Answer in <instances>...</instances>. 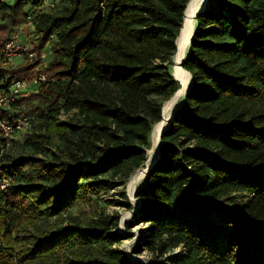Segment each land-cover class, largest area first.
I'll use <instances>...</instances> for the list:
<instances>
[{
  "label": "trees",
  "instance_id": "1",
  "mask_svg": "<svg viewBox=\"0 0 264 264\" xmlns=\"http://www.w3.org/2000/svg\"><path fill=\"white\" fill-rule=\"evenodd\" d=\"M45 1L0 0V32ZM189 1L61 0V14L28 17L51 55L48 81L31 96L32 128L41 124L21 143L0 139V264H133L113 248L124 240L113 232L119 216L27 227L124 186L145 165L162 106L180 88L171 68ZM183 68L192 87L137 193L131 226L146 229L136 253L162 264H264V0H209ZM63 112L72 115L61 123Z\"/></svg>",
  "mask_w": 264,
  "mask_h": 264
},
{
  "label": "rangeland",
  "instance_id": "2",
  "mask_svg": "<svg viewBox=\"0 0 264 264\" xmlns=\"http://www.w3.org/2000/svg\"><path fill=\"white\" fill-rule=\"evenodd\" d=\"M7 2L12 5L14 0H7ZM63 7L64 2H61V0H46L43 6L38 7L26 5L25 9L27 17H24L21 23L11 26V28L9 29L10 34L13 30L18 31L20 33V36L23 37L22 39L25 41L26 46L38 52V47L40 45L39 39L41 36L35 33V28H33V25H31L28 21V17H36L39 14L43 13L58 15L63 11ZM4 22L5 20L0 15V24ZM8 34L9 33L7 32H0V43L2 39L7 37ZM50 46L51 44L48 43L41 50L46 49L49 55H51ZM29 66L31 67L32 65H30L28 62L26 63L23 58L17 57L7 67H5V69L10 71H19L20 69L28 68ZM28 74H30V72ZM184 98V96L181 97L180 102L178 103L179 107L183 105ZM26 99L28 102L26 101V103H22V111L24 112V114L27 112V114L29 115L36 116L38 111L36 112V110L34 111V109L39 105L36 101V97H27ZM29 105H32L34 107L29 108ZM71 115L72 113L70 114L63 112L59 117V121L61 123L65 122ZM40 124L39 122H36L32 130H30L28 133L34 132ZM28 133L13 137V140L19 141L21 143L24 141L25 135ZM11 151H13L14 156L19 155L17 150ZM131 177L124 186H118L116 188L110 189L101 188L96 195H90L85 202L77 201L72 203L71 207L59 219L53 218L48 223L40 222L35 227L28 226L27 235L36 234L39 230H52V228L54 227L70 228L75 227L78 224L86 225L90 221L97 220L100 217L119 216V223L113 230V232L118 233L120 236L124 237V240L120 244L113 246V248H118L119 250H121L133 264H162L164 259L157 258L156 255L151 253L150 251H144L140 254L136 253V249L139 247L140 240L145 232L146 225L133 227L131 226V224L140 208V204H138L137 202V193L145 186L146 178L145 182L141 180L135 186V188L131 190L129 186ZM104 180L111 181L112 178L108 177ZM2 189H5V186H3ZM124 194L126 195V199L123 198ZM120 202L128 203L129 205H131V207H133V209H129L126 206H119L117 203ZM129 225L132 227L131 229L128 228ZM12 234L13 236H15V233L12 232L11 237ZM180 252H183V249H176L174 254Z\"/></svg>",
  "mask_w": 264,
  "mask_h": 264
},
{
  "label": "built area",
  "instance_id": "3",
  "mask_svg": "<svg viewBox=\"0 0 264 264\" xmlns=\"http://www.w3.org/2000/svg\"><path fill=\"white\" fill-rule=\"evenodd\" d=\"M33 28H35L34 25ZM22 38L18 31L13 30L0 50V72L5 71V67L17 57L23 58L30 65H35L30 74L6 70L8 72L1 77L0 139L7 141V146L13 137L28 133L37 119L36 116L29 114L16 115L15 105L18 101L37 94L48 81L46 70L50 63L49 53L46 49L38 52L30 49ZM4 182L2 187L5 186Z\"/></svg>",
  "mask_w": 264,
  "mask_h": 264
},
{
  "label": "water",
  "instance_id": "4",
  "mask_svg": "<svg viewBox=\"0 0 264 264\" xmlns=\"http://www.w3.org/2000/svg\"><path fill=\"white\" fill-rule=\"evenodd\" d=\"M194 0H190L189 2H188V4H187V6H186V9H185V12H184V19H183V23H182V28H181V30H180V32H179V35H178V37H177V40H176V47H177V50H176V53H175V56L173 57V60H172V67H173V71H172V76L174 77V79L179 83V85H180V88L178 89V91L172 96V98L170 99V100H168V101H166L164 104H163V106H162V120L159 122V123H157L156 125H154V127H153V130H152V132H151V136H150V151L152 152V153H149V149H147L146 151H147V161H146V163H145V168H144V178H146L147 177V175H148V173H149V171L153 168V166L157 163V161L160 159V150H161V147L164 145V143H163V135H164V133L170 128V125H171V122H172V120H173V117H174V115H175V112L177 111V109L179 108V105H178V103L180 102V99H181V97L182 96H184V97H186L187 96V94L189 93V91H190V89H191V87H192V84H193V78H192V75L188 72V71H186L184 68H183V63H184V61H185V59H186V57H187V54H188V51H189V48H190V46H191V44H192V41H193V38H194V35H195V33H196V25H195V29H194V31H193V34H192V36H191V38H190V42H189V46H188V48H186V50H185V52H184V57L180 60V61H178L177 60V57H178V54H179V50H180V48H179V41H180V38H181V36H182V33H183V31H184V29H185V26H186V21H187V18H188V11H189V7H190V5L192 4V2H193ZM208 1L209 0H204V2L202 1L201 3H200V5L198 6V8H197V10H196V12H195V14L193 15V18L191 19L192 21H195V24H196V19H197V17L199 16V15H201L204 11H205V9L207 8V4H208ZM175 66H179L180 68H182L184 71H186L187 73H189L190 74V77H191V81H190V83L187 85V86H185L184 84H183V82L181 81V80H179V79H177V77L175 76V71H174V67ZM177 96H179L178 97V99H177V101H176V104H175V108H174V110H173V112H172V114H171V117H169L167 120L165 119V117H164V114H163V108H164V106L166 105V104H168L169 102H171L175 97H177ZM159 124H164V127H163V130H162V132H161V135H160V137H159V140H160V144H159V146L158 147H156L155 146V143L153 142V132H154V129H155V127L157 126V125H159ZM155 149V150H154ZM140 170V169H139ZM138 170V171H139ZM133 176V175H132ZM138 204H141V202L139 201L138 202Z\"/></svg>",
  "mask_w": 264,
  "mask_h": 264
},
{
  "label": "bare ground",
  "instance_id": "5",
  "mask_svg": "<svg viewBox=\"0 0 264 264\" xmlns=\"http://www.w3.org/2000/svg\"><path fill=\"white\" fill-rule=\"evenodd\" d=\"M204 2V0H194L192 2V4L189 7V11H188V18L186 21V26L185 29L182 33V36L180 38L179 41V54L177 57V60L180 61L183 57H184V52L186 50V48H188L189 46V42H190V38L193 34V31L195 29V21H192L191 19L193 18V15L195 14L198 6L200 5L201 2ZM173 67L171 68V71ZM174 71H175V76L177 77V79L181 80L183 82V84L185 86H187L190 81H191V77L190 74L187 73L186 71H184L182 68H180L179 66H175L174 67ZM179 96L175 97L171 102H169L168 104H166L163 108V114L165 119L167 120L169 117H171V114L175 108V104L176 101L178 99ZM164 124H159L155 127L154 132H153V142L155 143V146L158 147L160 144V140L159 137L161 135V132L163 130ZM155 150V149H154ZM149 153H152L149 149ZM144 168L145 166L141 167L140 170L136 173L133 174V176L131 177V180L129 182V186L131 188V190H133L135 188V186L142 180L145 182V178H144ZM143 182V183H144ZM144 185V184H143ZM141 188V187H140ZM137 202H139V200H137ZM127 217V216H126ZM134 260V259H133Z\"/></svg>",
  "mask_w": 264,
  "mask_h": 264
}]
</instances>
